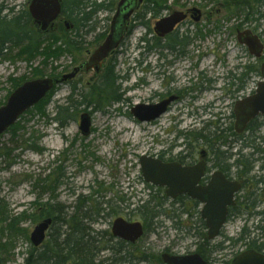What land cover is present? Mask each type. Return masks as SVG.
<instances>
[{
    "label": "rangeland",
    "instance_id": "obj_1",
    "mask_svg": "<svg viewBox=\"0 0 264 264\" xmlns=\"http://www.w3.org/2000/svg\"><path fill=\"white\" fill-rule=\"evenodd\" d=\"M120 1L106 0V4L111 10H115ZM150 2L161 12L155 17L140 11L126 43L111 61L115 74L124 77L118 82L122 101L115 103L111 98L101 97L96 87L98 81L88 87L94 74L82 73L72 83L57 87L42 104L36 106L41 107L44 113L33 108L1 137V264H24L33 249L30 236L35 227L45 219L47 209L55 205L73 208L82 196L90 198L93 205L97 200L104 199V203L113 205V210L117 212L113 214L111 209L107 210L98 222L91 224L89 228L95 233L111 234L112 224L118 218L144 223L136 208L142 205L140 201H147L150 196H154L155 191L147 189L140 170V158L142 155H153L155 148L159 152L164 149L163 146L155 145L154 138L160 142L173 141L175 138L174 135H167V121H164L163 130L150 129L145 124H140L131 114L132 108L144 103L149 96L144 86L146 76L141 73L137 61L138 58L142 59L137 49L139 39L146 34L149 44L155 45L157 41H154L153 29L160 18L192 9L201 10L203 14L200 23L192 20L190 25L180 29L175 38L186 37L187 41L177 45L175 52L166 50L167 45L174 44L172 34L160 40L162 49L148 59L153 66H157L160 57L170 60L186 56L177 63L175 73L168 70L165 72L166 78L173 76L179 81L178 89L188 88L186 90L191 91L197 88L196 91L201 92L199 104L195 107L196 110L200 108L196 113V129H204L206 122L215 123L216 117L222 115L226 119L232 113L229 102L223 101L226 89L223 79L228 73H234L236 68L247 69L246 67L261 70L264 59L259 61L251 58L248 49L239 45L237 32L249 29L261 36L264 42V0H249L247 6H241L238 0H146L145 5ZM29 3L30 0H3L0 4V20L10 9L15 13L28 11ZM107 17L111 19L113 13L103 11L98 14L96 31L86 39L85 45L80 49L64 48L62 55L58 57L47 58V54L56 52L61 46L50 40H44L39 53L31 58L22 55L20 48H12L4 53L0 57V108L5 106L15 90V83L61 78L88 60L86 52L94 51L109 33L111 21H107ZM53 44L56 45L50 46ZM184 62L197 67L196 72L189 74L191 76L188 77L192 80L187 85L182 71ZM36 72L41 75L37 77ZM154 76L148 77L151 82H154ZM160 84L155 83V88ZM202 87H207L208 91L203 92ZM73 88L82 94L93 93L94 98H99L101 103L93 101L90 107H79L75 119L65 128H60L52 121L55 108L58 103H65ZM187 102L188 100L183 102L180 114H172V118L182 116L180 118L185 120L184 125L178 129L179 132H183L186 125L192 124V121L187 120L188 114L183 108ZM206 107H211V110H206ZM84 113H89L92 119L91 135L88 138L83 137L79 129V119ZM90 186L92 189H89ZM43 187L47 189L42 190ZM122 198L124 203H120ZM165 210L154 220L153 231H146L145 237L136 244L134 250H140V255L153 258H161L163 253L178 256L195 253L199 248L198 244H203L202 234L205 232L200 221L186 213L181 218L177 217L169 203ZM258 221L256 219L250 228H254ZM177 222L180 225L176 232L173 225ZM243 224L241 221L234 222L225 231V236L236 237ZM52 231L51 229L47 241ZM222 240L223 236L214 243L220 244ZM215 258L218 259V255Z\"/></svg>",
    "mask_w": 264,
    "mask_h": 264
},
{
    "label": "flooded vegetation",
    "instance_id": "obj_2",
    "mask_svg": "<svg viewBox=\"0 0 264 264\" xmlns=\"http://www.w3.org/2000/svg\"><path fill=\"white\" fill-rule=\"evenodd\" d=\"M32 1L33 0H30L29 5H31ZM122 1L123 0L118 3L115 10H111L106 4V0H97V4L104 7L101 10H97V12L93 15L92 21L88 23L91 28H87L85 26L86 17H84V15L77 18L76 13H72V11L75 10V7L73 10H69L68 13H65L67 7L68 9L71 7L68 0H60L61 13L57 19L51 23L47 31H42L41 26L36 23L32 17L31 19L33 26L39 32L45 34L46 38L53 35L61 37L60 33L62 31L65 32L67 34L66 38L59 40L57 45L69 46L71 48L76 47L80 49V47L85 45L86 39L95 33L97 15L103 11L113 13V17L111 19L108 18L109 16L107 17V21L108 19L111 21L110 27L108 28L109 33L106 34L101 44L94 51L88 50L86 52L88 60L78 66H83V69L77 77L82 73H93L94 77L88 83V87L92 83L98 81L96 86L98 88L101 84H103L104 78L110 69H112L115 74V67L111 64V61L114 57H116L118 50L126 43L125 41L128 35L132 32L133 22L137 19L138 13L143 11V13L146 14L148 10L147 8L149 7V4L145 5L146 0H143L142 3L140 0H128L124 6H121ZM94 9L95 8L89 6L87 12H90L91 10L94 11ZM155 9L157 12L160 10L158 7H155ZM180 12L184 13L187 19L177 25L175 31L169 34V36L173 34L174 39H176L175 36L178 34L180 29L184 26L190 25L193 20L192 10ZM199 12L202 20V11L199 10ZM129 14H131L130 17H128ZM172 14L173 13L160 18L157 23L162 19L169 18ZM152 16H154V14ZM113 31L116 32L117 42H119L118 47L111 52L105 61L100 63L98 73H96L94 69L88 71L86 65L90 62L95 52L105 43L108 37L113 34ZM245 31H250L253 36H258L249 29L238 31L237 40L239 45H241L239 42V35L244 34ZM146 36L147 35L145 34L139 39L140 55L142 57L139 62V66L141 73L146 76L144 86L147 88L149 96L145 102L141 104L151 108L153 106L161 105L163 102L170 101V103L161 118L142 124H145L150 129L163 130L164 121H167L169 126L167 135L175 136L173 141L164 140L163 142L154 138L156 139L155 145L163 146L164 149L159 152L157 148H155L153 155H151L150 158L160 161L163 165H176L177 168L187 169L190 176L196 181V189L208 190V187L211 185H221V188H223L222 191L226 193V195L233 193L232 198L234 204L227 208L228 212L225 219L226 223L221 229L220 236H225V231H227L234 222L241 221L244 223L242 225L241 232L237 234L236 237L225 236L231 240L233 239L234 241H237L232 245V247H227L219 253H215L211 249L208 252L210 254L206 255V258H204L202 254L196 253L199 254L208 264H233V261L238 256L247 252L255 251L264 256V231L250 228L256 219L259 220V215L264 210V115L259 114L256 118L246 123L245 118L240 119L238 122L235 112L237 104L245 102L248 98H252L257 95V89L264 80L263 68L259 71L257 69L256 71H251L252 69L250 68H236L234 73H228L225 79H223V81L226 82L224 86L226 89L224 90L223 101L229 102L228 104H230L232 113L226 119L222 118V115L216 117L215 123L206 122L205 124L207 125L205 128L199 130L196 129L198 116L196 113L200 110V108L196 110L195 107L199 104V93L201 92L196 91L197 88L192 89L191 91L186 90L188 88L185 90L178 89V86L180 85L178 80H176L173 76L166 78L165 71L168 70L175 73L177 63L179 61L181 62V60H183L186 56H181L179 59L176 57L170 60L160 57L158 59L159 63H157V66H153L151 62H148V59L153 53L159 52V50L162 49L160 40L164 38L158 37L154 30V41H157V43L151 46L149 44L150 41ZM169 36L165 38H168ZM259 38L262 47H264V42L261 36H259ZM171 46H174V44L170 43V45H167L166 50L175 52L176 49H173ZM247 49L250 57L254 60L262 61L264 59V50L260 58H254L251 56L249 48ZM160 55L164 56L162 53H160ZM263 65L264 63H262V66ZM76 68H74V70ZM196 69V65L191 63L187 65L186 62L183 63L182 71L184 72L185 85L191 83L192 79L188 76H191L189 74H192L194 71L196 72ZM156 70L157 72L155 73ZM153 74L155 75L154 82H151V79L148 77ZM62 77L52 79L54 81H60ZM77 77L74 80H70L56 86L59 87L63 84H70L75 81ZM123 78L124 77H121L119 82L122 81ZM257 79L259 80L257 81ZM155 83L161 84L155 88ZM206 88L207 87H202L203 92L208 91ZM185 100H188V102L186 107L183 108L187 111V120L189 122L192 121V124L186 125L184 131L179 132L178 129L184 125L185 120L180 118L182 116L179 118H175L173 116L172 118V114L173 112L178 114L182 112V106ZM210 108L211 107H206L205 109L211 110ZM212 115L213 113L211 112V116ZM237 122L239 123L238 125ZM66 126L62 127L61 125H58L60 128H65ZM257 147H261L260 151ZM261 150L263 151L261 152ZM89 188L91 189V186ZM237 188L238 190L235 191ZM152 189L155 192L163 193L167 197V201L169 202V206L172 210L180 212L179 210L182 211L185 209L192 218L194 217L197 220L200 219V221H203L205 231L208 235L206 226L207 221L203 220L201 215L203 209L206 207V203L201 202L199 199H193L189 194L179 195L176 199H171L167 196L166 188L163 189L154 186ZM82 198L83 196L78 198V205L81 203ZM124 220L128 223L138 222H132L128 219ZM52 221L54 220L52 219ZM142 224L145 229V224ZM53 225L54 222L51 227H53ZM112 237L114 239V243L122 241L115 238L113 235ZM191 254L194 253H189V255L184 256H190ZM216 255H218V259L215 258Z\"/></svg>",
    "mask_w": 264,
    "mask_h": 264
},
{
    "label": "trees",
    "instance_id": "obj_3",
    "mask_svg": "<svg viewBox=\"0 0 264 264\" xmlns=\"http://www.w3.org/2000/svg\"><path fill=\"white\" fill-rule=\"evenodd\" d=\"M68 1L71 5V9H68V7L67 9L65 8V13H68L69 10H73L75 7V12L72 11V13H76L77 18L84 15V17H86L85 26L87 28H91L88 23L92 21L95 12L104 7L98 5L97 0ZM238 1L241 6H247L249 0ZM89 6L95 8L94 11L91 10L90 12H87ZM155 6V4H151L150 2L149 7L147 8V13L154 14V16L157 17L161 10H158L157 12ZM2 7L3 6H1V8ZM4 9L6 10V8ZM8 11L9 13L4 17H1L0 20V57L4 56V53L12 48H20L22 55L31 58L39 53L40 45L44 40H53L52 42L57 44L59 40H63L67 36V34L62 31L60 33L62 39L55 35L46 38L45 34L39 32L33 26L31 16L27 10L19 13H15L13 9ZM174 40V46H171L173 49H176L177 45L183 44L187 41L186 37ZM55 45L53 44L50 46ZM64 48L71 47L61 45L56 52L47 54V58L62 55ZM72 48L79 49L76 47ZM247 69H249V67H247ZM251 71H256V69H252ZM113 74L114 71L110 69L104 78L103 84L97 89L99 90V95H101V97L111 98L115 103H119L122 101V97L120 96L121 88L118 85L121 77L115 74L114 76ZM35 75L39 77L41 74L36 72ZM24 82L26 81L15 83L14 89L16 90L19 88ZM94 97L95 95L91 92L82 94L76 88H73L71 94L65 99V103L57 104L55 108V117L52 121L62 127L68 125L75 119L79 107L86 105L90 107L94 103L93 101H96L98 104L101 103L99 98L95 99ZM43 102L44 101L40 104ZM37 110L44 113L41 107H38ZM258 149L260 151L261 147ZM262 151L263 150H261V152ZM45 189L47 188H42V190ZM147 189L153 191L152 187L148 185ZM120 203H124V198H122ZM140 203H142V205L138 206L136 210L145 223V233L148 230L153 231L152 226H154V220L158 219L162 215V212L166 211L165 206L169 203L167 197L163 193L155 192L154 196H150L147 201H140ZM104 205H106L105 208H103ZM130 207L131 205L128 206V208ZM69 209H72V211L69 212ZM110 209L113 211V214L117 213L116 210H113V205L110 203H104V199H101V201L97 200L93 205L91 199L87 197H83L81 203L78 205L77 202L76 206H73V208L66 209L61 208L58 205L48 208L45 219L51 218L54 220V225L51 228L53 231L49 235L50 239L39 249L33 248L30 250L24 264H163L162 259L158 256L156 259L152 256L146 257L145 254L140 255V250H134L136 245H128L122 241L114 243V239L110 232L100 235L89 228L91 224L98 222L101 219L100 216L105 215L106 211ZM172 211L174 214L176 213L179 218L185 213L187 215L189 214L185 209L182 211L179 210L180 212ZM189 216L191 217V215ZM259 216V221L254 229L264 231V210ZM170 219L173 220V217H170ZM198 221H200V219ZM200 223L202 224L203 231H205L203 221H200ZM56 225H58L57 228ZM178 225H180L179 222H177L176 225H173L176 232L178 230ZM10 227H12V225H10ZM202 238L203 244L201 242L198 244L199 248L196 252L202 254L204 258H206V255L210 254L208 252L211 249L213 252L219 253L227 247H232V245L237 242L225 236H223V242L220 244L208 242L206 231L202 234ZM2 259V252L0 249V264ZM154 260H156L155 263L153 262Z\"/></svg>",
    "mask_w": 264,
    "mask_h": 264
},
{
    "label": "water",
    "instance_id": "obj_4",
    "mask_svg": "<svg viewBox=\"0 0 264 264\" xmlns=\"http://www.w3.org/2000/svg\"><path fill=\"white\" fill-rule=\"evenodd\" d=\"M127 1L123 0L121 6H124ZM140 2L142 3L143 0H140ZM29 13L36 23L41 26L42 31L45 32L61 13L60 0H33L29 7ZM192 18L196 23L201 21L200 12L197 9L193 10ZM186 19L184 13H174L169 18L162 19L156 24L155 33L158 37L165 38L173 33L176 26ZM239 42L249 48L251 56L254 58H260L262 55L264 47H262L259 36H253L250 31H245L244 34L239 35ZM118 44L116 32L113 31V34L108 37L86 65L87 70L94 69L98 73L100 63L108 58L111 52L118 47ZM262 68L264 72V65ZM82 69L83 66L76 68L71 74L63 76L60 81L49 78L39 79L27 82L15 90L6 105L0 108V139L23 115L43 101L56 85L74 80ZM257 90L256 96L237 104L235 112L238 122L240 119L245 118V122L248 123L259 114L264 115V82L259 85ZM169 103L170 101L163 102L161 105L151 108L142 104L136 105L131 110V114L140 123L152 122V120L162 117ZM91 127V116L88 113L83 114L80 117L79 128L84 137L87 138L91 135ZM140 159L142 178L147 184L153 187L166 188L167 196L171 199H176L179 195L189 194L193 199H199L201 202L206 203V207L201 213L202 219L207 221L208 241L216 240L226 223L227 208L234 204L233 193L226 195L222 191L221 185H211L208 190L196 189V181L190 176L187 169L177 168L176 165H163L160 161L145 155H142ZM237 190L238 188L235 189V191ZM52 223V219L49 218L35 227L30 236L34 248L38 249L45 243ZM112 235L119 240L134 245L145 234L142 223H128L120 218L113 223ZM162 261L163 264H208L198 254L179 257L163 254ZM233 264H264V256L255 251L243 253L233 261Z\"/></svg>",
    "mask_w": 264,
    "mask_h": 264
},
{
    "label": "bare ground",
    "instance_id": "obj_5",
    "mask_svg": "<svg viewBox=\"0 0 264 264\" xmlns=\"http://www.w3.org/2000/svg\"><path fill=\"white\" fill-rule=\"evenodd\" d=\"M112 231V230H111Z\"/></svg>",
    "mask_w": 264,
    "mask_h": 264
}]
</instances>
